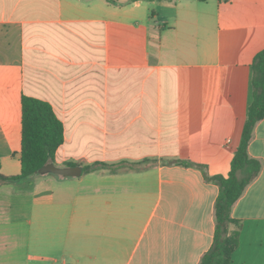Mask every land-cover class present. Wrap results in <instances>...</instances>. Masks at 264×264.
Listing matches in <instances>:
<instances>
[{"label":"crops","instance_id":"1","mask_svg":"<svg viewBox=\"0 0 264 264\" xmlns=\"http://www.w3.org/2000/svg\"><path fill=\"white\" fill-rule=\"evenodd\" d=\"M263 50L264 0H0V173H21L23 96L64 125L54 164L82 169L0 187V264H199ZM248 151L231 264H264V119Z\"/></svg>","mask_w":264,"mask_h":264},{"label":"trees","instance_id":"2","mask_svg":"<svg viewBox=\"0 0 264 264\" xmlns=\"http://www.w3.org/2000/svg\"><path fill=\"white\" fill-rule=\"evenodd\" d=\"M174 1V0H160ZM253 102L243 129L239 147L234 153L230 173L224 176H206V180L219 187L215 203L216 229L213 244L203 255L199 264H231L232 256L238 247L241 225L232 218V209L245 192L246 188L257 178L262 165L249 155V145L253 131L258 122L264 119V50L253 61ZM64 125L56 115L53 107L46 101L22 97V144L21 173L5 176L0 173V187L19 184L39 174L41 168L54 163L58 149L64 144ZM147 165L156 162L148 160ZM170 164L187 165L183 162ZM75 167L76 164H68ZM139 164L121 163L108 165L98 163L84 168V172L107 169L118 173L125 169L136 170Z\"/></svg>","mask_w":264,"mask_h":264},{"label":"water","instance_id":"3","mask_svg":"<svg viewBox=\"0 0 264 264\" xmlns=\"http://www.w3.org/2000/svg\"><path fill=\"white\" fill-rule=\"evenodd\" d=\"M39 174H56L62 177H77L82 174L80 167H58L54 163H49L40 169Z\"/></svg>","mask_w":264,"mask_h":264}]
</instances>
